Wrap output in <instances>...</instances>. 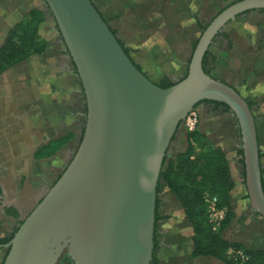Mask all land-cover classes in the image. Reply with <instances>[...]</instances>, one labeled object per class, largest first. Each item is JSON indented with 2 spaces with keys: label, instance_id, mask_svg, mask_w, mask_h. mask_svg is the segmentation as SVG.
I'll return each instance as SVG.
<instances>
[{
  "label": "water",
  "instance_id": "95a60500",
  "mask_svg": "<svg viewBox=\"0 0 264 264\" xmlns=\"http://www.w3.org/2000/svg\"><path fill=\"white\" fill-rule=\"evenodd\" d=\"M49 9L81 84L84 133L62 175L23 219L2 264H151L157 184L184 119L203 101L227 105L240 133L244 186L264 219L254 114L234 88L202 69L205 52L239 14L264 0H239L198 38L185 77L161 88L124 52L92 0H39Z\"/></svg>",
  "mask_w": 264,
  "mask_h": 264
},
{
  "label": "crops",
  "instance_id": "0c3cea01",
  "mask_svg": "<svg viewBox=\"0 0 264 264\" xmlns=\"http://www.w3.org/2000/svg\"><path fill=\"white\" fill-rule=\"evenodd\" d=\"M22 2V0H0V45L5 41L10 29L14 25H16L26 13V11L23 13L20 9L22 8ZM92 2L103 19L108 24L109 28L114 32L118 41L122 43L125 48L131 50L130 57L132 59L131 54H134L139 58L142 56L139 55V49L146 51L151 48L153 52H147V54H149V56L155 57L158 55L156 48H159V50L161 49V46L159 47V45L157 44H153L149 47L145 45V36L146 38L149 36L143 33L142 29L144 26L150 24V26L153 27V31H159L160 29H162L161 31L163 32H160V40H162L167 45H169L170 43L177 44L178 42H180L183 47L190 48L191 43L197 38H193L191 35L182 36L181 34H183V31H181V29L180 32L178 31V33H171L172 26H186V28L193 30L195 29L194 26H197L193 16L201 21L198 16V11L204 5L203 3H206V5L203 7L205 8V10H212V12L214 11L217 14L221 7L223 8L227 4H229L230 0H92ZM38 9L43 11L45 17V20L39 26L38 38L45 41L46 43V49L44 53L39 56L46 58L54 55V62L47 59V66H45V68L47 70H56L58 69V63L61 62L60 58L64 56V45H61L59 38H57L56 32L52 30V24L45 22L47 18L45 10L42 8ZM186 10L189 11L187 12ZM249 13H254L255 17L257 16L260 18L259 23L256 26V32L254 34H250L248 32V29H243L242 32H237L236 29H240L241 25L240 17L244 14ZM230 23L236 24V26L233 27L237 32L234 33L236 39H239V37L244 39L247 42V47L251 48L253 51L252 53L255 56V66L251 68L252 77H250V70H248L247 68L248 64L245 63L244 56L239 55L234 65L226 64V61L223 59V54L221 52V45L227 44V40L223 39L220 36H215L208 48L216 57L215 64L213 65L214 70H217L218 65L222 64L225 65L224 68L226 71H228V66L234 67L233 74L235 79L231 82L227 80L222 81L230 85L242 97L247 98L249 101L258 102L257 100H259L261 101L260 103H264V57L263 55H260L261 50L264 49V14L259 12V10L248 11V13L239 14L235 17V19L230 20L228 23H226L222 30L218 33L228 34V32L225 30V26ZM133 27L136 29L138 34H141L140 37H137L136 33L132 32L134 31ZM41 29H44L43 36L40 34ZM229 39L234 42L231 38V35H229ZM148 41L152 40L149 39ZM169 48L170 47H168V49ZM240 49H242L240 48V46H234L230 49V51H235L237 54H240L238 53ZM32 57H30L29 59H31ZM132 60L135 64H137L134 59ZM183 64H187V62H184ZM244 66L247 69H245V74L239 75V70ZM214 70L212 72H214ZM7 71L8 70L0 73V77L2 78L4 73ZM142 72L145 73L143 69ZM158 72H160V70L157 71L156 68H152L150 74L156 75V73ZM69 77L70 76L68 74L60 72L59 70H57L52 75L53 81L60 80L61 82L60 86L52 84L53 89L56 88L58 91H63L64 97L67 96L68 98H70V92L72 91V89L67 85V78ZM230 115L232 114L230 113ZM258 117L261 118V116H257L256 114H254L258 138V156L261 181L264 182V134H261L260 129L257 126L256 122ZM231 123L235 127V121H232ZM204 131L201 132L205 134L215 146L220 147L226 154L229 162L230 174L235 184L233 190H235V187L242 190V195H240L237 200L233 199L231 196L233 190L230 193L231 200L235 207L236 216L232 221L230 227L224 231V238L229 242L240 243L250 249H253L255 247H264L263 218H261L260 216H254L248 211L245 216L247 220L246 226L245 224L243 226H238V224L240 223V221L238 220L240 213L238 214L239 209L237 208L239 207V202L243 203L245 201L243 197L246 190L241 175L244 167L242 169V165L239 162L241 157L238 155V151L241 150L240 138H238V142L236 140L234 145H230L227 137L218 135L216 140H214V138L210 137V133L207 130ZM185 138L186 132L184 130V127L182 126V128H178L168 148L167 155L170 158H173L174 156L185 150L186 146L185 148H183L182 146V140H185ZM157 200L159 201L158 213L161 218L156 223L154 235L155 241L157 242L156 264H224L219 260L210 257H192L191 238L193 233L191 227H189L186 222L178 201L172 194L168 192V189L166 187H164L162 191L157 195ZM252 226L253 229L251 230Z\"/></svg>",
  "mask_w": 264,
  "mask_h": 264
},
{
  "label": "rangeland",
  "instance_id": "374dc122",
  "mask_svg": "<svg viewBox=\"0 0 264 264\" xmlns=\"http://www.w3.org/2000/svg\"><path fill=\"white\" fill-rule=\"evenodd\" d=\"M22 1V8L20 9L23 13L33 7L43 9V6L39 1ZM236 1L239 0H230L229 3ZM203 4L204 5L198 11V16L203 23H209L216 13L214 11L212 12V10H205L203 7L206 3ZM44 20L45 17L43 21ZM240 20L241 25L240 29H236L237 32H242L243 29H248L250 34H254L260 18L257 16L255 17L254 13H249L242 15ZM179 26H172L171 33H178L181 29V31H183V34H181L182 36L191 35L193 38H199L200 31L197 26H194L195 29L193 30ZM234 26H236L235 23H230L225 26V30L231 35V38L234 41L233 47H244L246 45L245 40L241 37L236 39L234 33L237 32L233 28ZM161 30L162 29L159 31H153V27L150 26V24L144 26L142 29L143 33L149 36L147 38L145 36L144 39V43L147 47L152 46L153 44H157L159 47L161 46V51L159 48H156L158 55L156 57L149 56L147 52L152 53L153 51L151 48L146 51L137 49L140 53L139 55L142 56L139 58L138 56L131 54L132 59L137 62V65L141 66V69H143L145 73H149V75L152 76L151 78L156 81H159L164 77H168L170 80H180L186 74L187 64L183 63L188 62L191 47H183L180 42L167 45L160 40V32H163ZM134 31L132 32L136 33L137 37L141 36V34L137 33L135 28ZM40 34L42 36L44 35V29H41ZM149 39L152 41H148ZM168 47L170 48L168 49ZM221 47L222 54H224L225 51L231 52L230 49L233 48H227L226 44H222ZM232 52L236 53L235 51ZM260 55H263L264 57V49L261 50ZM51 56L46 58L42 56L32 57L22 64L7 69L8 71L4 73L2 78L0 77V152L3 153V155L0 156V171L3 176L1 177L7 180L6 183L8 184L9 189L12 190L8 194L9 200L13 198V196H11L13 194H23L27 186H30L33 189L39 188L43 186L44 183L51 181L59 167H61L62 163L67 159L69 152L71 153L74 147V142H72L65 146L55 157L43 161H37L32 157L36 147L46 142L49 139L50 134L58 136L63 134L65 130L74 128V121L77 118L76 113L67 106L68 104H71L69 98L67 96L68 99L64 97L63 91H56L52 87V84L60 86L61 82L60 80L53 81L52 78L53 73L58 69L47 70L45 68V66H47V59L54 62V55ZM245 63L247 62L245 61ZM226 64L229 65L228 63ZM224 67V64L218 65L217 70H214L212 75L220 81L227 80L231 82L235 79L233 74L234 67L228 66V71H226ZM152 68H156V70H160V72L156 73V75L150 74ZM245 69V66L241 68L239 70V75H244L247 70ZM27 84H29L30 89L26 87ZM38 100L40 101L38 102ZM24 101H27L28 106L24 107L25 109L21 111V107L19 106L20 108H18V103ZM257 101L258 102H253L254 104L252 105L251 110L257 116H261V118L258 117L256 123L263 135L264 103H260L261 101L259 100ZM44 107H46V109L49 107L47 123L43 121L41 122L38 114H36L34 110H40ZM213 107L212 104L203 102L194 108V111L198 115L197 128L200 131L207 130L210 133V137L214 138V140H216L218 135L227 137L230 145H234L236 140L238 142V138H240L238 127H234L231 123L232 121H235L234 118L230 115V112L225 111L222 107L217 109H214L215 107ZM182 126L183 123L179 128H182ZM13 127L16 128L12 130ZM15 140H17L16 144H14ZM186 145L185 138V140H182L183 148H185ZM23 177L25 178V181L24 183H21ZM240 195H242V190L235 187V190H233L231 195L232 198L237 200ZM248 207V201L245 200L243 203L239 202V207L237 209H239L238 214L240 213L238 219L240 223L238 226H243L244 224L246 226L247 220L245 216L248 213ZM252 229L253 226L251 230ZM11 232L12 229L10 224H0V237H6L10 235ZM2 255L3 254L0 251V260Z\"/></svg>",
  "mask_w": 264,
  "mask_h": 264
},
{
  "label": "trees",
  "instance_id": "16d2710c",
  "mask_svg": "<svg viewBox=\"0 0 264 264\" xmlns=\"http://www.w3.org/2000/svg\"><path fill=\"white\" fill-rule=\"evenodd\" d=\"M233 3L234 2H231L221 8L217 14ZM186 11L188 12L189 10ZM259 12L264 14V9H260ZM193 17L197 28L200 31V35L214 18L212 17L209 23H202L198 18L195 16ZM43 19V11L38 8H31L24 14L23 18L10 29L5 41L0 45V73L11 67L22 64L32 56H39L44 53L46 43L38 38L39 26L43 22ZM183 27L186 28V26ZM112 33L114 34L113 31ZM216 36H220L227 40V48L230 49L232 47L233 42L229 39L228 34L217 33ZM197 42L198 38L191 43V53L187 66ZM245 43L246 45L244 47H240L242 48L238 52L240 54L225 51L223 59L229 65H234L239 55L245 56L244 59H246L245 61L248 64L247 68L250 70V77H252L251 68L255 66V56L252 53V49L247 47L246 41ZM120 45L122 46L124 52L130 57L131 50L125 48L122 43H120ZM215 60V55L208 49L202 59V69L206 74L212 77ZM131 61L133 62L132 59ZM135 66L142 72L139 65L135 64ZM173 84H175V82L171 81L168 77L161 78L157 83V85L161 88H167ZM26 87L30 89L29 84H27ZM54 90L57 91L56 88H54ZM245 100L251 108L254 103L249 101L247 98H245ZM39 101L40 100H38V102ZM203 102L212 104L215 109L222 107L225 111H230L229 107L223 103L216 101ZM19 106L21 107V111H23L25 109L24 107L28 106V103L27 101L19 102L18 108H20ZM34 110L35 113L38 114L41 122L43 121L47 123L49 116L48 108L46 109V107H44L40 110ZM15 128L16 127H13L12 130ZM82 132L84 133V130ZM73 137V132L68 130H65L63 134L58 136L50 134L49 139L46 142L36 147L32 157L37 161L49 159L53 157ZM82 138L83 134H81L79 140L80 143ZM17 140L14 141V144L17 143ZM186 143L187 145L185 150L173 158H170L166 152L157 184V195L164 187H166L168 192L178 201L186 222L192 229V257H210L219 260L224 264H264V247H255L250 249L240 243L229 242L224 238V231L230 227L236 216L235 207L230 196L235 184L230 174L229 162L225 152L220 147L215 146L198 128H196L193 132L186 133ZM76 152L77 151H75V154ZM2 155L3 153L0 152V156ZM238 155L241 157L239 162L243 169L241 150L238 151ZM63 171L51 183L50 187L55 184V182L62 175ZM241 175L244 183V170H242ZM24 181L25 178L23 177L21 183H24ZM261 185L264 192L263 181H261ZM244 194L243 199H248L246 190ZM206 197H216L218 205L226 208V217L217 231H213L207 222ZM158 203L159 201L156 199L155 229L157 221L161 218L158 213ZM7 213L11 214L13 217H17L18 215L17 210L13 207L8 208ZM22 222L23 220L14 227L10 235L0 238L1 247L9 243ZM230 250L232 251L231 254L229 253ZM8 251L9 248L6 249L0 264L3 263ZM156 251L157 242L155 241L154 236V249L151 264H156ZM237 252H241L242 256L237 254ZM57 264H71L66 253L61 255Z\"/></svg>",
  "mask_w": 264,
  "mask_h": 264
},
{
  "label": "flooded vegetation",
  "instance_id": "af4514ba",
  "mask_svg": "<svg viewBox=\"0 0 264 264\" xmlns=\"http://www.w3.org/2000/svg\"><path fill=\"white\" fill-rule=\"evenodd\" d=\"M37 1H39V0H37ZM43 9L45 10V14L47 17L45 22L52 24V30L56 32L57 38H59V40H61L60 36L58 34V29H57L56 23L54 22L52 16H49V13H50L49 9L46 6H43ZM62 44L63 43L61 42V45ZM63 54H64V56L60 58L61 62L58 63L57 68L60 72L66 73L70 76L69 78H67L68 79L67 85L72 89V91L70 92V96H69L70 97L69 100H70L71 104H68L67 106L72 111H74L76 113V116H77L76 120L74 121L75 127L67 129L68 131L73 132L74 137L70 141H68V143L65 146L74 142V147H73V150L71 151V153L69 152L67 159L65 160L64 163H62V166L59 167L57 173L53 176L51 181L44 183L43 186H41L39 188L33 189L30 186H27L24 190V193L23 194L20 193L21 195L20 194L19 195L13 194L11 192L13 194V195H11V196H13V198L11 200L8 199V194L12 190L9 189V186L6 183L7 180L2 178L3 176L1 175V171H0V190H1V192H0V224L1 225L10 224L12 231H13L14 227L17 226L19 224V222L22 221L31 212V210L38 204L39 200L45 195L47 190L50 188L51 183L56 179V177L69 164V162L71 161V159L73 158V156L75 154V151H77V149L79 147V144H80L79 140H80L81 134H83L82 131L84 130V120H85V110H86L84 95L81 91V84H80V81L78 79L76 70L71 65V59L69 57L68 52L66 50H64ZM146 75L148 76V78L150 77L149 79H151L154 83H156V84L158 83V81L151 78V76L148 75V73ZM171 81L175 82V80H171ZM47 108L49 110V107H47ZM228 112H230V111H228ZM232 117L234 118L235 123H236L235 117L233 115H232ZM235 126H237V123L235 124ZM65 146H63L53 157H55L60 151H62ZM53 157H51V158H53ZM26 180L28 181L27 178H26ZM245 200L248 201V199H245ZM248 206H249V202H248ZM10 207H13L17 210V213H18L17 217H13L11 214L7 213V209ZM247 211H249V213L254 215V216H259L258 214H256L255 212H253L251 210L250 206L247 208ZM6 249H7V247H5V245L3 247L0 246V251L3 254L2 258L0 260V263L4 257Z\"/></svg>",
  "mask_w": 264,
  "mask_h": 264
},
{
  "label": "built area",
  "instance_id": "2783aa9c",
  "mask_svg": "<svg viewBox=\"0 0 264 264\" xmlns=\"http://www.w3.org/2000/svg\"><path fill=\"white\" fill-rule=\"evenodd\" d=\"M198 126V115L197 113L192 110L183 121V127L185 132H193ZM206 212H207V222L211 226L213 231H217L222 222L226 217V208L220 207L218 205V200L216 197H206ZM229 253L231 254L232 251L230 250ZM237 254L241 255V252H237Z\"/></svg>",
  "mask_w": 264,
  "mask_h": 264
}]
</instances>
